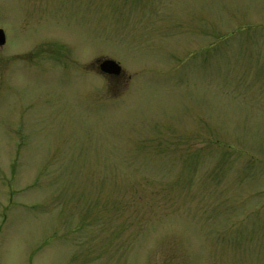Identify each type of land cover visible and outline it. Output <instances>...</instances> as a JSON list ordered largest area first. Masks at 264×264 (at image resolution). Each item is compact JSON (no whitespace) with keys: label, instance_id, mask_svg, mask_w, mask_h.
Segmentation results:
<instances>
[{"label":"rangeland","instance_id":"374dc122","mask_svg":"<svg viewBox=\"0 0 264 264\" xmlns=\"http://www.w3.org/2000/svg\"><path fill=\"white\" fill-rule=\"evenodd\" d=\"M0 29V264H264V0H0Z\"/></svg>","mask_w":264,"mask_h":264},{"label":"water","instance_id":"95a60500","mask_svg":"<svg viewBox=\"0 0 264 264\" xmlns=\"http://www.w3.org/2000/svg\"><path fill=\"white\" fill-rule=\"evenodd\" d=\"M5 41H6V37L4 30L0 29V46L4 45ZM100 68L103 72H109L113 74H118L121 71L120 65H118L116 61L110 59L104 60L101 63Z\"/></svg>","mask_w":264,"mask_h":264},{"label":"flooded vegetation","instance_id":"af4514ba","mask_svg":"<svg viewBox=\"0 0 264 264\" xmlns=\"http://www.w3.org/2000/svg\"><path fill=\"white\" fill-rule=\"evenodd\" d=\"M6 41H7V39H6ZM106 59H109V58L101 59V60H99L100 61L99 63H101L102 61H104ZM100 71L103 74L107 75L108 77H112V78H116V79H120L123 76V74H124V71L123 70H121L120 73H118V74H113V73H109V72H103L101 70V68H100Z\"/></svg>","mask_w":264,"mask_h":264}]
</instances>
